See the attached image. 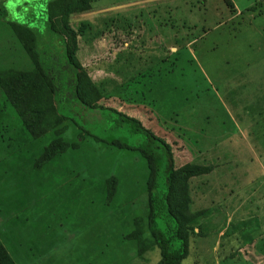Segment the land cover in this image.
Wrapping results in <instances>:
<instances>
[{
  "label": "rangeland",
  "instance_id": "374dc122",
  "mask_svg": "<svg viewBox=\"0 0 264 264\" xmlns=\"http://www.w3.org/2000/svg\"><path fill=\"white\" fill-rule=\"evenodd\" d=\"M50 1L0 0V239L16 264H159L157 246L140 255L129 238L142 218L152 239L141 153L100 142L71 119L40 134L8 95L4 72L35 69L11 24L35 28L46 50ZM232 1L234 9L224 0H97L70 17L98 105L164 138L176 167L211 169L190 181L201 228L183 264H264V0ZM66 71L63 108L88 126ZM57 137L81 148L46 160ZM110 176L119 197L106 208L93 186Z\"/></svg>",
  "mask_w": 264,
  "mask_h": 264
},
{
  "label": "trees",
  "instance_id": "16d2710c",
  "mask_svg": "<svg viewBox=\"0 0 264 264\" xmlns=\"http://www.w3.org/2000/svg\"><path fill=\"white\" fill-rule=\"evenodd\" d=\"M95 1L51 0L48 3L47 26L54 38L51 46L55 55L50 45L46 44V50L41 49L44 39L39 37L35 28L24 23L11 24L35 69L33 72H4L7 77L10 76V80L5 79L8 95L14 99L24 121L40 134L71 119L86 135L100 142L140 152L147 160L150 171L147 225L152 239L144 237L145 222L142 218L136 220L137 228L129 234V238L138 242L140 255L157 246L161 252L159 264H183L190 255L191 239L196 235V229L201 228V217L194 214L191 208L190 181L211 169L196 164L176 167L173 148L164 138L145 127L139 119L98 105L100 92L89 69L78 58L79 32L70 23L73 14L91 10ZM224 1L230 8H235L232 0ZM54 42L58 43L57 46ZM67 69L75 74V102L81 106L77 112L79 120L87 117L88 126H82L68 109L63 108L60 100L58 84L60 81L65 83ZM107 117H112L113 121L104 130L100 124ZM80 148L81 144L77 141L57 137L45 148L44 158L54 159L61 152ZM93 187L94 203L99 202L106 208L116 205L119 197L116 176L100 177ZM0 264H16L1 239Z\"/></svg>",
  "mask_w": 264,
  "mask_h": 264
}]
</instances>
